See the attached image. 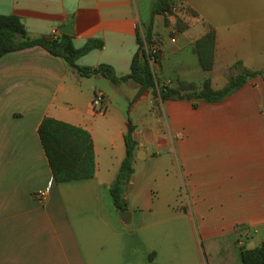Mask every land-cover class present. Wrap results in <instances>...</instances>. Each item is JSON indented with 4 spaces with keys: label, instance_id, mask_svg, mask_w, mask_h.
I'll return each instance as SVG.
<instances>
[{
    "label": "crops",
    "instance_id": "obj_1",
    "mask_svg": "<svg viewBox=\"0 0 264 264\" xmlns=\"http://www.w3.org/2000/svg\"><path fill=\"white\" fill-rule=\"evenodd\" d=\"M158 1L0 0V15L18 16L33 39L53 31L57 36L51 38H58L67 29L76 48L102 41L79 66L106 64L119 76L129 74L138 37L152 27L153 42L161 47L160 71L165 50L169 56L189 49L203 77L195 81L184 57L174 68L176 79L157 78L160 84L175 87L181 80L201 87L210 79L219 90L221 77L263 72L221 102L195 108L190 100H170L157 107L151 92L134 101L135 82L82 77L40 46L2 57L0 264H243L241 246L264 244V4L179 0L198 14L179 19L153 16ZM189 18L196 21L193 27ZM210 27L217 33L215 65L204 71L193 49ZM193 29L197 36L189 35ZM93 80L110 105L119 96L132 100L130 115L114 119L108 108L94 112V97H83ZM126 87L133 97L122 92ZM45 117L91 133L95 177L55 182L39 135ZM99 119L116 130H100ZM131 126L138 147L124 192L132 217L124 221L110 189L126 157ZM45 189L48 195L39 201L36 194Z\"/></svg>",
    "mask_w": 264,
    "mask_h": 264
},
{
    "label": "trees",
    "instance_id": "obj_2",
    "mask_svg": "<svg viewBox=\"0 0 264 264\" xmlns=\"http://www.w3.org/2000/svg\"><path fill=\"white\" fill-rule=\"evenodd\" d=\"M158 14L174 15L179 19L180 16L198 17L196 11L179 0H159L153 9V16ZM181 23L182 21L179 20L180 29H183L184 25ZM151 29L152 27L138 37L139 48L133 57L130 73L119 76L110 65L102 64L97 68H90L77 64L82 57L101 49L104 46L102 41L88 40L82 48H76L73 38L66 34L58 38L33 39L18 16L0 15V59L13 52L40 46L52 55L63 58L67 65L77 70L82 77L100 76L115 85L129 80L135 82L139 89L134 101L151 92L157 107L170 100H190L195 108L203 101L221 102L241 89L249 80L263 75L260 71H243L231 76L228 84L219 90L213 89L210 79H206L201 87L195 82L181 80L175 87L160 84L143 49L144 39L148 43L153 42ZM216 39V30L210 27L209 32L195 43L193 50L204 71L214 68ZM134 130L135 126H131L125 135L127 154L110 189L118 212L129 210L124 192L134 173V151L138 147V142L133 138ZM39 135L55 182L63 183L95 177L97 172L95 144L88 130L52 117H45L39 127ZM240 250L243 264H264V244L253 249L241 246Z\"/></svg>",
    "mask_w": 264,
    "mask_h": 264
},
{
    "label": "rangeland",
    "instance_id": "obj_3",
    "mask_svg": "<svg viewBox=\"0 0 264 264\" xmlns=\"http://www.w3.org/2000/svg\"><path fill=\"white\" fill-rule=\"evenodd\" d=\"M256 1V0H255ZM257 2H260L262 4H264V0H257ZM189 22L191 23V26L193 27L196 23V21L194 19L189 18ZM197 30L199 29H203L202 26L199 27H195ZM198 31H196L195 29L191 30L189 32L190 36H197ZM182 43L178 44V46H181ZM168 49V48H167ZM170 52V50H165V58H163L161 60V65H162V71H160L158 69V64L154 65V72L157 75V78L161 81H165L168 79H176V74H175V67L178 66V64L180 63V61L184 58V57H188L191 65H192V69L191 72L193 73V77L195 79V81L197 82H201L203 77L201 74L198 73L199 69L197 67V61L195 59V57L193 56V54L191 53V51L189 49H186L184 51H182V53H177L172 54V55H167ZM171 58V59H169ZM196 65V67H195ZM228 81L226 77H221L219 78L218 82H216V87L222 88L225 85L228 84ZM98 89V85L96 84L95 80L90 81V83H88L85 86V90L83 91V97L86 100L87 98H91L92 96L95 97L96 93L100 90ZM100 89V88H99ZM125 96H127L128 98L133 97L134 94V90L131 87H126V89H123L122 91ZM132 101V100H131ZM131 101L127 100L123 97H117L113 100L112 105H110L109 101L107 104V108L109 109V112L107 110L106 113L112 115V117L114 119H121L123 116H127L130 115L129 111H130V107H131ZM134 120L137 119L138 117V112L135 113V115H133ZM113 122V121H112ZM96 126L99 127L100 130L104 131L105 133L107 131H112V133L116 130V128L113 127V125H110L108 122L104 121L103 119H99L96 123ZM142 127V126H138ZM144 129L141 128L140 130H138L139 132H142ZM149 147V146H148ZM150 149H152L153 151H161L163 154H165L167 152L166 148H157L156 150H154V147L151 146L149 147ZM151 150V152H152Z\"/></svg>",
    "mask_w": 264,
    "mask_h": 264
},
{
    "label": "built area",
    "instance_id": "obj_4",
    "mask_svg": "<svg viewBox=\"0 0 264 264\" xmlns=\"http://www.w3.org/2000/svg\"><path fill=\"white\" fill-rule=\"evenodd\" d=\"M57 36V31H53L51 33V37ZM144 38V36H143ZM171 41L174 43L176 40L172 38ZM143 49L148 57L149 64L154 70V65L158 63L161 55V47L157 43H148L144 39ZM108 101L105 99V94L101 91L97 92L95 97L91 102V107L94 112L104 113L107 109ZM48 195V189L39 190L36 194V197L39 201H44Z\"/></svg>",
    "mask_w": 264,
    "mask_h": 264
},
{
    "label": "water",
    "instance_id": "obj_5",
    "mask_svg": "<svg viewBox=\"0 0 264 264\" xmlns=\"http://www.w3.org/2000/svg\"><path fill=\"white\" fill-rule=\"evenodd\" d=\"M63 32L67 35H73V31H69L67 29H64ZM134 156H136V151H134ZM119 215L124 221H130L132 217V214L129 211L120 212Z\"/></svg>",
    "mask_w": 264,
    "mask_h": 264
}]
</instances>
